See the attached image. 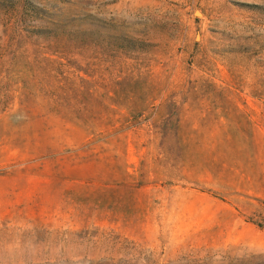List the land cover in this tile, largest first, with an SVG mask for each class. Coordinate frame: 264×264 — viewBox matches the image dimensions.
Returning a JSON list of instances; mask_svg holds the SVG:
<instances>
[{"label": "rangeland", "instance_id": "374dc122", "mask_svg": "<svg viewBox=\"0 0 264 264\" xmlns=\"http://www.w3.org/2000/svg\"><path fill=\"white\" fill-rule=\"evenodd\" d=\"M0 264H264V0H0Z\"/></svg>", "mask_w": 264, "mask_h": 264}, {"label": "water", "instance_id": "95a60500", "mask_svg": "<svg viewBox=\"0 0 264 264\" xmlns=\"http://www.w3.org/2000/svg\"><path fill=\"white\" fill-rule=\"evenodd\" d=\"M201 15H202V14H201L199 11L196 12V16H197V17H199V16H201Z\"/></svg>", "mask_w": 264, "mask_h": 264}]
</instances>
